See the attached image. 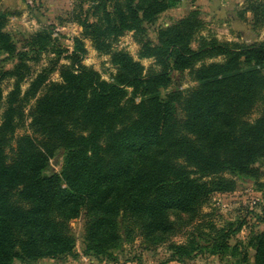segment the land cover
<instances>
[{"label":"trees","instance_id":"16d2710c","mask_svg":"<svg viewBox=\"0 0 264 264\" xmlns=\"http://www.w3.org/2000/svg\"><path fill=\"white\" fill-rule=\"evenodd\" d=\"M88 1L73 19L93 48L110 57L111 81L83 63L82 38L70 51L43 28L19 44L6 30L11 14L0 11V264L77 256L70 222L83 215L85 256L118 263L115 251L139 238L148 251L165 246L170 262L230 254L248 264V251L229 244L242 224L206 225L203 209L212 195L237 189L226 174L260 179L264 42L203 35L200 10L158 27L153 40L152 27L181 0ZM246 13L254 29L264 26V0H247L241 20ZM129 32L139 59H153L157 69L146 70L115 47ZM49 52L67 54L69 64L56 60L32 76L29 63ZM54 72L60 82L50 80ZM175 72H188L197 85L165 92ZM6 80H14L7 96ZM27 120L31 133L17 137ZM60 151L61 172L46 174ZM178 236L186 240L174 241ZM249 245L254 264H264V231Z\"/></svg>","mask_w":264,"mask_h":264},{"label":"rangeland","instance_id":"374dc122","mask_svg":"<svg viewBox=\"0 0 264 264\" xmlns=\"http://www.w3.org/2000/svg\"><path fill=\"white\" fill-rule=\"evenodd\" d=\"M7 0V3L0 0V11L9 12L8 24L6 30L10 32L14 39L20 44L24 37H28L47 28L54 31V37L57 39L56 46L60 48H70L74 46L75 38H82L87 48V54L84 56L83 63L89 68L98 71L102 78L111 81L112 76L116 73V68L111 64L109 56L100 55L94 48L89 39L82 36V28L74 21L75 14H78L80 5L87 9L90 5L88 0ZM247 0H181L180 4L171 10L162 14L158 22L151 29V38L156 40L155 30L158 27H165L173 24L177 20L187 16L193 10L202 12V19L206 23V29L203 35H212L224 42H244L251 44L254 42H264V26L260 29H254L252 26V14L246 13V20L240 19V14L245 7ZM57 34V35H56ZM19 47H21L19 45ZM115 47L119 50L128 51L136 60L140 61L146 68H158L153 59H139L138 54L140 45L136 43L133 32L126 33L122 36ZM1 57V56H0ZM58 60L59 65L69 64L67 54L57 55L52 52L41 54L40 62H30L33 70L32 76L39 74L45 68H51L54 62ZM13 67L11 62L5 65L6 69ZM173 85L165 92H171L175 89L187 90L197 85L192 80L189 73L185 74L173 73ZM50 80L60 82L58 72L50 74ZM30 80L23 84V90L29 86ZM14 80H6L3 83L4 94L7 96L12 90ZM28 112V111H27ZM255 113L251 119L258 117ZM29 120L26 126H22L16 132L19 137L24 134H30L28 128ZM65 159L63 151L57 152L51 160L49 169L45 172L50 175L61 172ZM259 169L260 179L257 181L241 178L239 176H231L238 182V187L233 193L214 194L210 202L204 207V222L214 224L217 228H226L230 223L235 224L236 228L239 223L242 224L241 229L231 238L229 244L231 246H239L240 252L248 251L249 263L254 264V250L249 245L250 238L257 232L264 231V160L255 164ZM85 216L70 222V227L77 237L78 255L73 257L59 259L54 264H179L170 262V253L166 247H159L155 250H145L141 247L142 240L137 238L134 244H126L121 250L115 251L118 263L112 262L106 258L99 259L85 256L82 252V237L84 232ZM208 228V227H206ZM194 229L190 228V232ZM209 233V228L204 229ZM186 236H178L174 239L176 242H184ZM240 260V262H239ZM13 264H30L15 261ZM31 264H44L38 261ZM185 264H246L239 258H233L230 254L223 257L200 255L192 261Z\"/></svg>","mask_w":264,"mask_h":264},{"label":"crops","instance_id":"0c3cea01","mask_svg":"<svg viewBox=\"0 0 264 264\" xmlns=\"http://www.w3.org/2000/svg\"><path fill=\"white\" fill-rule=\"evenodd\" d=\"M2 1H4L5 3H7V0H2ZM52 1H53V0H51L50 3H52ZM55 261H56V260H48V259H45V260H41L40 263L42 262V263H44V264H54Z\"/></svg>","mask_w":264,"mask_h":264},{"label":"built area","instance_id":"2783aa9c","mask_svg":"<svg viewBox=\"0 0 264 264\" xmlns=\"http://www.w3.org/2000/svg\"><path fill=\"white\" fill-rule=\"evenodd\" d=\"M56 35H57V34H56ZM68 49L71 51L73 48H72V49L68 48Z\"/></svg>","mask_w":264,"mask_h":264}]
</instances>
